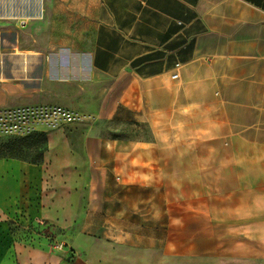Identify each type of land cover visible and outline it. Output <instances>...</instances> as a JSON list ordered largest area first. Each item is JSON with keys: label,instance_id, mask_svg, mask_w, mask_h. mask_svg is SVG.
<instances>
[{"label": "crops", "instance_id": "0c3cea01", "mask_svg": "<svg viewBox=\"0 0 264 264\" xmlns=\"http://www.w3.org/2000/svg\"><path fill=\"white\" fill-rule=\"evenodd\" d=\"M29 105L96 119L51 131L40 164L0 156V208L41 220L68 170L89 195L104 179L89 207L204 225L188 240L212 247L172 258L264 264V0H0V107ZM132 126L149 137L113 135Z\"/></svg>", "mask_w": 264, "mask_h": 264}, {"label": "rangeland", "instance_id": "374dc122", "mask_svg": "<svg viewBox=\"0 0 264 264\" xmlns=\"http://www.w3.org/2000/svg\"><path fill=\"white\" fill-rule=\"evenodd\" d=\"M123 131L124 135L133 138L149 137L146 127L132 126ZM9 139L0 138V151L25 158L35 157V151L26 146L14 152ZM47 152L48 144L44 157ZM51 157H55L54 151ZM53 160L49 161L55 163ZM80 165L82 168L81 162ZM69 172L50 170L45 190V214L41 220H33L26 205L15 207L7 202L0 208V264H200L199 258L194 261L172 258L170 251H200L212 247L213 243L209 241L188 240L200 236L204 225L169 226L168 210L163 208L129 209L121 216V210L89 207L90 196L95 197L92 201L98 205L104 204V193L100 192L104 179L100 183L99 178H93L92 186L96 185V192L89 195V178H73ZM158 212L159 219L153 217V213ZM157 220L159 224L153 223Z\"/></svg>", "mask_w": 264, "mask_h": 264}, {"label": "built area", "instance_id": "2783aa9c", "mask_svg": "<svg viewBox=\"0 0 264 264\" xmlns=\"http://www.w3.org/2000/svg\"><path fill=\"white\" fill-rule=\"evenodd\" d=\"M95 119L91 114L53 105L0 107V138H23L67 125L92 124Z\"/></svg>", "mask_w": 264, "mask_h": 264}, {"label": "trees", "instance_id": "16d2710c", "mask_svg": "<svg viewBox=\"0 0 264 264\" xmlns=\"http://www.w3.org/2000/svg\"><path fill=\"white\" fill-rule=\"evenodd\" d=\"M114 136L121 137L125 136L124 134H113ZM10 148L14 149L16 152L18 149H23V146H26L29 149L35 151L36 155L34 158H25L15 154H8L7 152L0 151V156L2 158H11L19 159L25 162L32 164H40L43 162L44 153L47 150L48 136L47 133H35L23 138H10L8 140Z\"/></svg>", "mask_w": 264, "mask_h": 264}]
</instances>
